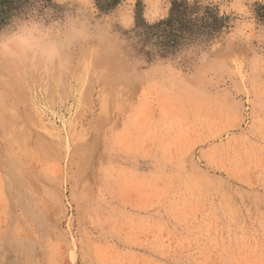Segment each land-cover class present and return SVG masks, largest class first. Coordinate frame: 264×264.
<instances>
[{
    "label": "rangeland",
    "instance_id": "374dc122",
    "mask_svg": "<svg viewBox=\"0 0 264 264\" xmlns=\"http://www.w3.org/2000/svg\"><path fill=\"white\" fill-rule=\"evenodd\" d=\"M187 2L218 24L162 55L171 0H43L100 38L0 63V264H264V0Z\"/></svg>",
    "mask_w": 264,
    "mask_h": 264
},
{
    "label": "clouds",
    "instance_id": "9594fccd",
    "mask_svg": "<svg viewBox=\"0 0 264 264\" xmlns=\"http://www.w3.org/2000/svg\"><path fill=\"white\" fill-rule=\"evenodd\" d=\"M64 3L65 0H53ZM43 0H35V8L13 16L0 27V63L25 72L52 75L65 69L68 53L90 40L99 39V30L86 15H66L52 19L40 14Z\"/></svg>",
    "mask_w": 264,
    "mask_h": 264
},
{
    "label": "trees",
    "instance_id": "16d2710c",
    "mask_svg": "<svg viewBox=\"0 0 264 264\" xmlns=\"http://www.w3.org/2000/svg\"><path fill=\"white\" fill-rule=\"evenodd\" d=\"M217 24L218 18L209 6H205L203 13L199 14L195 2L171 0L168 16L146 26L142 33L154 37V45L158 47L159 54L164 55L191 43L201 35L212 33Z\"/></svg>",
    "mask_w": 264,
    "mask_h": 264
},
{
    "label": "bare ground",
    "instance_id": "6f19581e",
    "mask_svg": "<svg viewBox=\"0 0 264 264\" xmlns=\"http://www.w3.org/2000/svg\"><path fill=\"white\" fill-rule=\"evenodd\" d=\"M2 103H3V102H2ZM2 105H3V104H2ZM14 118H15V117H14ZM14 118H13V119H14ZM11 120H12V118H11ZM15 127H16V126H15ZM13 132H14V131H13ZM19 140H20V138H19ZM14 141H15V140H14ZM33 144H35V143H33ZM33 144H32V145H33ZM13 146H14V145H13ZM38 146H39V145H38ZM34 148H35V147H34ZM39 148H40V146H39ZM32 149H33V147H32ZM22 150L24 151V149H22ZM34 151H36V150H34ZM26 153H27V152H26ZM37 153H39V152H37ZM20 163H21V162H20ZM19 170H20V168H19Z\"/></svg>",
    "mask_w": 264,
    "mask_h": 264
}]
</instances>
